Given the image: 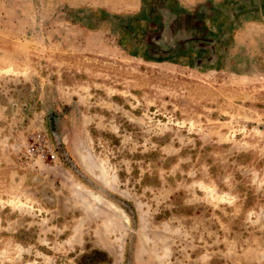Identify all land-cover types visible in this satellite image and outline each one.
<instances>
[{
	"label": "rangeland",
	"instance_id": "1",
	"mask_svg": "<svg viewBox=\"0 0 264 264\" xmlns=\"http://www.w3.org/2000/svg\"><path fill=\"white\" fill-rule=\"evenodd\" d=\"M263 115L264 0H0V264H264Z\"/></svg>",
	"mask_w": 264,
	"mask_h": 264
},
{
	"label": "built area",
	"instance_id": "2",
	"mask_svg": "<svg viewBox=\"0 0 264 264\" xmlns=\"http://www.w3.org/2000/svg\"><path fill=\"white\" fill-rule=\"evenodd\" d=\"M261 131L263 132L264 135V115L261 120ZM31 137L33 138V143L29 144L26 148L25 153H27V156H45L44 155V149L47 147L50 152V156H56V154L53 152L52 148H50L49 141L45 138L44 134L41 133H35L32 134Z\"/></svg>",
	"mask_w": 264,
	"mask_h": 264
},
{
	"label": "bare ground",
	"instance_id": "3",
	"mask_svg": "<svg viewBox=\"0 0 264 264\" xmlns=\"http://www.w3.org/2000/svg\"><path fill=\"white\" fill-rule=\"evenodd\" d=\"M97 208V207H96ZM111 213L114 215V216H118V217H120L121 218V220H123V221H125V224L126 223H128L127 221H128V219H127V217L126 216H122V214L124 213L122 210H120L118 207H116V206H111ZM113 216V217H114ZM127 225V224H126ZM113 227H115V226H113ZM117 230V229H116ZM100 234V233H99ZM103 237V236H102ZM112 245V244H111ZM115 246V245H114ZM113 246V247H114ZM118 247H119V245L117 244L114 248H113V250L114 251H116L117 249H118Z\"/></svg>",
	"mask_w": 264,
	"mask_h": 264
},
{
	"label": "trees",
	"instance_id": "4",
	"mask_svg": "<svg viewBox=\"0 0 264 264\" xmlns=\"http://www.w3.org/2000/svg\"><path fill=\"white\" fill-rule=\"evenodd\" d=\"M101 253H103V252H100V251H94L93 253H91L90 255H89V257L88 256H85V257H88V258H91V256L93 255V254H101ZM100 262L102 261V260H99ZM98 261V262H99Z\"/></svg>",
	"mask_w": 264,
	"mask_h": 264
}]
</instances>
